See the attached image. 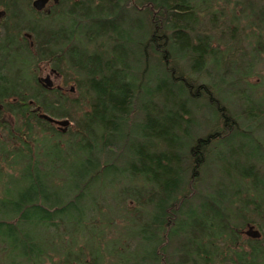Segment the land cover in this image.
Returning a JSON list of instances; mask_svg holds the SVG:
<instances>
[{
	"label": "trees",
	"instance_id": "obj_1",
	"mask_svg": "<svg viewBox=\"0 0 264 264\" xmlns=\"http://www.w3.org/2000/svg\"><path fill=\"white\" fill-rule=\"evenodd\" d=\"M209 1L57 0L53 6L74 20L68 27L24 26L34 42L30 59H52L58 73L66 67L79 79L75 98L31 76L6 91L15 99L2 107L21 124L0 123L6 141L16 142L14 149L0 145V163L22 165L1 188L0 253L9 252V261L39 264L38 229L52 228L50 239L67 235L62 264H87L81 249L70 248L68 228L74 235L104 232L112 221L103 211L112 201L130 214L135 241L152 246L133 264H264V230L255 219H264V147L257 135L264 101L245 79L251 69L245 52L234 54L228 37L200 27L196 11L205 12ZM28 8L37 13L31 2ZM213 13L208 28L221 33ZM236 55L242 60L232 66ZM30 80L35 85L26 91ZM230 97L237 111L227 105ZM39 113L69 124L62 131ZM36 128L51 135L40 145ZM62 133L68 140H58ZM71 155H84L79 173L66 169ZM107 194L114 199L105 200ZM246 224L259 237L246 236ZM88 252L99 264L98 248Z\"/></svg>",
	"mask_w": 264,
	"mask_h": 264
},
{
	"label": "rangeland",
	"instance_id": "obj_2",
	"mask_svg": "<svg viewBox=\"0 0 264 264\" xmlns=\"http://www.w3.org/2000/svg\"><path fill=\"white\" fill-rule=\"evenodd\" d=\"M31 1L32 0H28L27 5L26 0H21L19 2L20 8L18 9V11L20 13V16L19 19H15V21L19 22V24L23 26L30 23L37 25V27H44V29H56L59 27H68V24L74 21L70 16H67L66 14L62 15V12L65 9L53 6L51 1L45 7V9H47L49 13L44 10L42 11V14H35L33 11V14H31V12L28 10V4H30ZM208 3H210V8H208L205 12L201 9L200 11H196L197 18L202 22L200 27L205 28L207 33L213 34L215 37L220 34H223V38L225 39H227L228 37L227 44H230L232 49L237 51H233L234 54H237L238 51L242 50L245 52V60H247V62L251 64L250 74L245 79L249 83L248 85H251L255 90V96L262 98V100L264 101V48L263 50L257 52L252 48L256 46L257 42L259 46L264 47V0H210ZM0 8H3L2 4H0ZM213 10L214 13L212 15L216 16V18H214L215 22L220 23L216 27V29H221V33L215 31L214 29L210 31L208 28V18H211V12ZM74 19L78 21V19ZM236 37L238 38V40L235 39ZM101 41L102 40H99V44L101 43ZM215 44L216 43L213 42V45ZM218 47L220 49H223L225 45L220 41ZM87 48L91 49L92 45H87ZM31 50L32 52H34L33 46ZM241 60L242 57L236 55V57L231 60L232 66L240 64L239 62ZM48 62V60H37L35 62L34 59H31V61L29 62V67L27 68V66H25L20 70V78L27 79L28 76H31L32 79L36 80L37 77H42L46 72H48L49 67H53L54 63ZM55 72L56 75H50L52 85L63 91L64 94H66L69 98L77 97V92L74 89V86L76 82L75 80L79 79V75L72 72V70L66 67H63L59 71V73L57 72V70H55ZM64 78L68 80L66 83H64L63 81ZM212 79L213 81H217L218 75L213 73ZM34 85V82L30 80L29 86H27L26 91H30V87ZM70 87H72V90H69ZM221 88L224 91V89H226V86H221ZM226 103L231 107V109H235L236 111L237 109H239L238 105L235 102V99L232 97H230L226 101ZM0 118H2V121H0V123H3L4 125H6V127H18L21 124L19 116H14L12 114L10 115L9 113L2 114ZM5 135V131L2 129V127H0V145L7 142V150L14 149V147H16V142L14 140L6 141ZM62 135L63 136L58 138V140H61V142L68 140L69 136L66 133H62ZM257 135L261 137V144L264 147V123L257 131ZM50 136V134L43 132L37 128L34 131V137L37 139V145H40V143L43 142L42 139H47ZM120 143L121 142L119 140V144ZM253 143L247 146V149L255 147V144ZM124 151H127V149L124 148ZM83 158L84 155H71L67 157V171H71V174H75L77 172L79 173L78 169H82L81 159ZM6 162H9V159L6 160ZM21 166V164L6 166L5 161L0 163V196H2L1 188L4 186L2 182L6 180L8 174L18 176ZM70 181L72 182V178L70 179ZM53 183L59 184L60 179L54 178ZM94 194H96V192H94ZM106 198L105 200L109 201V198L114 199V195L107 194ZM99 201L103 202L104 199L97 201V206H99L98 210L103 208V203ZM111 202L108 203L109 205L104 209L103 214L109 216V221H112V224L108 229H105L104 232H102V229L99 227V230H91V233L86 232V230H84L85 232L78 230V234L74 235L73 227L68 228V230L71 231L70 248L74 252H78V250L81 249L82 252H84L83 262H86L87 264H92V261L90 262V253L88 251L93 247H97L99 250V254L102 256L99 264H133V261L137 257H139V255H141L143 251H145L146 249H148L149 252L151 251V244L144 246L143 240L135 241V233L128 227L127 224L128 218L131 219V216L124 209L123 203L120 202L116 205L112 204ZM195 203H197V201H195ZM92 209L93 211L91 212V222H95L96 220L99 221V213L97 208L93 206ZM255 219L256 221H258V223L261 224V227L264 230V219ZM94 222L93 224L96 225L97 222ZM89 224L90 223H88V225ZM51 229H38V237L41 239L38 240L40 242H43V250L41 251V257L38 261L39 264H62L63 250L61 246H64L66 244L67 235L61 233L62 236L60 237V239L55 240V237H52L50 239L49 234L52 231ZM84 244L86 247L84 246ZM218 245L220 247L222 246L221 241H218ZM261 246H264V237L263 241L261 242ZM10 257H12V255L9 252H1L0 264H15L8 260ZM19 264L24 263L21 262Z\"/></svg>",
	"mask_w": 264,
	"mask_h": 264
},
{
	"label": "flooded vegetation",
	"instance_id": "obj_3",
	"mask_svg": "<svg viewBox=\"0 0 264 264\" xmlns=\"http://www.w3.org/2000/svg\"><path fill=\"white\" fill-rule=\"evenodd\" d=\"M51 0H48L44 7L37 11L36 14H42V11H47L45 7ZM3 8H0V116L7 112L3 109L2 105L9 101L14 100L15 97L11 95L6 96V91L10 86L17 88L20 81V70L23 68L24 60L30 61L27 56L28 51L32 52L33 37L31 33L24 29V26L15 21L19 19L20 13L18 9L19 4H9L6 2H0ZM46 12V13H47ZM49 13V12H48ZM38 28V27H37ZM44 28V27H41ZM29 58V59H28ZM48 63H52L53 60H48ZM45 63V62H44ZM54 65V64H53ZM48 75H56L55 68L49 67L42 77ZM41 77H37L39 85L43 86V82H40ZM52 81V80H51ZM21 82V81H20ZM21 84V83H20ZM19 84V87H20ZM52 84V83H51ZM51 85L48 88H51ZM5 91V92H4ZM2 121V118H0Z\"/></svg>",
	"mask_w": 264,
	"mask_h": 264
},
{
	"label": "water",
	"instance_id": "obj_4",
	"mask_svg": "<svg viewBox=\"0 0 264 264\" xmlns=\"http://www.w3.org/2000/svg\"><path fill=\"white\" fill-rule=\"evenodd\" d=\"M48 0H32L31 1V6L35 9V10H40L44 7L45 3ZM53 3H56L57 0H51ZM40 82H43V86L44 87H50L51 84V80H49L48 75H46L45 77H41ZM69 90H72V87L69 88ZM39 116L47 121L53 122L54 124L57 125V128L60 130H65L66 126L69 124V121L67 119H54L52 117L47 116L46 114H39ZM243 233L251 238H257L259 237L260 233L257 229L253 228V226L246 224L245 229H243Z\"/></svg>",
	"mask_w": 264,
	"mask_h": 264
}]
</instances>
